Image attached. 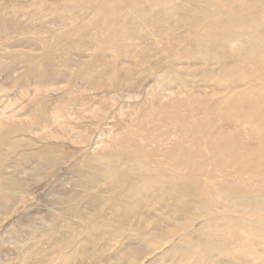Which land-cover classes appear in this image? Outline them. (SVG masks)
<instances>
[{
    "label": "rangeland",
    "instance_id": "obj_1",
    "mask_svg": "<svg viewBox=\"0 0 264 264\" xmlns=\"http://www.w3.org/2000/svg\"><path fill=\"white\" fill-rule=\"evenodd\" d=\"M254 50L264 0H0V264H264ZM178 145L203 174L141 177Z\"/></svg>",
    "mask_w": 264,
    "mask_h": 264
},
{
    "label": "bare ground",
    "instance_id": "obj_2",
    "mask_svg": "<svg viewBox=\"0 0 264 264\" xmlns=\"http://www.w3.org/2000/svg\"><path fill=\"white\" fill-rule=\"evenodd\" d=\"M257 26V25H256ZM240 29V28H239ZM241 30V29H240ZM242 31V30H241ZM249 31V30H248ZM245 32V31H244ZM253 34V33H252ZM232 35V34H231ZM238 37V36H237ZM242 38V37H241ZM263 55V52L261 53V51H256V50H254V51H251L250 52V56H249V58H248V60H254L253 61V63H255L256 65V68L257 69H255V70H252V71H250L249 72V74L251 75L250 77H248V79H246V84L248 85V84H250V83H257L258 82V80H259V77H260V81L262 82V83H264V65L262 64L263 63V61L261 60L262 59V56ZM263 71V72H262ZM260 72H262L261 74H260ZM39 75V74H38ZM259 81V82H260ZM239 86H236V88H238ZM240 89H242L241 91L243 92V90H245V88H240ZM251 89V88H250ZM250 89L248 88V89H246V91L247 92H244V93H238V97L237 98H239V97H244L245 95H247V94H245V93H248V92H250ZM236 91V89H233V90H231L230 92H229V94H231V93H233V92H235ZM241 95V96H240ZM204 127V129L207 127V125H204L203 126ZM226 127H228L227 126V124H226ZM187 129L189 130V132H186V133H190V134H194L193 132H191V130H195V128L194 129H192V126H188L187 127ZM210 129V126L207 128V129H205L204 130V134L207 136V139H208V141L206 142V143H208V142H210L211 141V139L212 138H214L215 139V142H218L217 140L219 139V133H216L217 131L215 130V132L213 133V131H211V130H209ZM169 135V134H168ZM194 136H195V139H194V142L196 143V144H198V143H200V141H199V136H198V133L197 132H195V134H194ZM248 137H249V139L250 140H255V139H257L256 138V136H257V134H256V132H249L248 133V135H247ZM155 140V139H154ZM181 143V141H179V144ZM214 142H210L209 144H208V146H212V148L213 149H215V145L213 144ZM158 145V144H157ZM218 148H217V153L219 154V153H222V150L224 149V147L223 146H217ZM223 147V148H222ZM165 148V147H164ZM176 150H178L179 151V153H180V155L177 157V156H174V155H169V159H170V165H169V168H168V171H166V173L164 172V171H162V174L163 175H161L160 174V172L161 171H158V172H155V171H147V172H145V174H143V175H141V177H147V178H158V179H164V183L165 182H169V181H171V180H179V181H182V180H185V178L187 177L188 178V176L189 175H193V178H194V176L195 177H198L200 174H203V171H202V168L200 167V166H198V163L196 162V160H194L193 158H189V157H187L186 158V156H184L182 153L184 152V151H187V150H181V148H180V146L178 145V146H175L174 147ZM215 151V150H214ZM139 152V151H138ZM232 157H236V158H238V159H240L241 161H242V159H244L245 158V156H244V154H243V152H232V154L230 155V156H228V157H226V158H224V157H219V156H217V157H215V160L213 161L215 164H217V170H218V172H225V178L227 179V181H229L228 179H230L231 181L234 179V178H236L237 180H238V182H237V185L235 186V187H232V189L234 190V194H240V195H242L243 196V193H241L242 192V190H243V188L244 187H247V184H248V186H250L251 184H253L254 183V181H255V179H254V177H251V178H247V176H246V174L244 173V171H243V169L241 168V167H239L238 168V172H236L234 175H236V176H234V177H232V176H227L226 174L228 173V171H227V169L228 168H231V167H233V161L231 160V158ZM154 158V157H153ZM155 163V162H154ZM167 163H168V161H167ZM160 165V164H159ZM165 166V165H164ZM168 167V166H167ZM183 172V173H180V172ZM223 174V173H222ZM216 179V176H214V175H211V176H209V178H208V180H215ZM235 179V180H236ZM257 186H264V181H261V182H257V184H256ZM169 189V188H168ZM228 189L230 190V188L228 187ZM170 190V189H169ZM169 190H167L166 191V196H167V194H169V195H171V194H173L171 191H169ZM229 190H228V192H229ZM233 190H230V191H233ZM179 192L180 193H183V191L182 190H179ZM250 192V188H248L247 189V193H249ZM190 193H191V191H190ZM230 193V192H229ZM165 194V193H164ZM231 194V193H230ZM168 195V196H169ZM174 195V194H173ZM244 198H245V200H244V205H247V201H249L248 200V196L246 195V193L244 194ZM250 199V198H249ZM256 208L258 209V210H261V208H262V205H260V203L258 204H256ZM257 209H254V210H257ZM253 210V211H254ZM260 212V211H259ZM260 217H258L257 219H256V221L252 224V225H254V224H257L255 227H257V228H259V229H261V230H264V218H260ZM228 225V224H227ZM234 225V224H233ZM239 225V224H238ZM229 227H230V225H229ZM228 227V228H229ZM244 229H246V230H248V231H246L245 232V230H243L242 228H236V227H233L232 229H233V233H232V241H234V242H232L233 243V245L235 244V242H236V237L238 236L239 237V239H240V233H242L243 235H247V237L248 236H253L254 235V231H252L251 230V228L250 227H247V226H244L243 227ZM241 230V231H240ZM257 236V235H256ZM259 236V235H258ZM237 237V238H238ZM245 237V236H244ZM243 238V237H242ZM241 241V240H240ZM259 241L260 242H258V244H260V246L262 245L263 247H264V234H263V236H262V238L261 239H259ZM238 242V241H237ZM257 242V241H256ZM236 248V247H235ZM261 248V247H260ZM263 249V248H262ZM261 249V250H262ZM263 251H264V249H263ZM234 254H235V258H236V256H237V254H238V252L237 251H234ZM242 255V254H241ZM238 258V257H237Z\"/></svg>",
    "mask_w": 264,
    "mask_h": 264
}]
</instances>
